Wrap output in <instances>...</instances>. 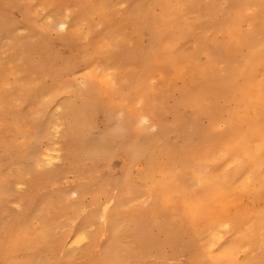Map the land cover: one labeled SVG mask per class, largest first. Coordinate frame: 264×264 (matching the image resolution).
<instances>
[{
  "label": "snow or ice",
  "instance_id": "6c2138e0",
  "mask_svg": "<svg viewBox=\"0 0 264 264\" xmlns=\"http://www.w3.org/2000/svg\"><path fill=\"white\" fill-rule=\"evenodd\" d=\"M19 7L23 11L29 6ZM52 7L42 21H28L39 31L29 30L31 44L22 54L10 48L11 41L4 48L0 136L6 155L39 139L58 146L67 141V151L55 161L36 152L22 153L36 157L20 173L31 184L21 180L4 187L6 194L18 198L6 199L0 211V264H264V208L258 220L231 218L237 194L264 205V79L257 97L234 101L244 105L243 121L218 99L222 93L237 95L239 84L258 68L264 77V0L246 5L243 15L230 13L232 5L183 0H93ZM174 30L178 38H173ZM142 37L150 43L142 44ZM50 40L85 45L88 70L70 73L74 79L61 74L67 68L53 75L42 53ZM166 69L210 80L220 90L193 99L196 120L179 126L183 142H169L167 150L160 146L164 130L150 115L158 100L144 87L161 73L171 74ZM101 107L118 113V121L87 142L79 139L82 114ZM167 127L177 124L170 121ZM119 147L129 149L141 166L126 167L115 183L86 177L79 188L52 190L65 183L54 176L64 165L72 174L87 153L99 164L98 175ZM220 159L221 167L210 166ZM227 169L239 178L231 179ZM18 185L21 192L16 193ZM45 191L49 195L35 203V194ZM78 194L93 203L100 200L104 216H85L79 201L73 203ZM77 222L80 227L69 239ZM104 222L112 224V232L101 259L94 254L92 225L102 229ZM193 228L203 229L205 236L191 260L160 258L167 241ZM51 249L66 255L53 259Z\"/></svg>",
  "mask_w": 264,
  "mask_h": 264
},
{
  "label": "rangeland",
  "instance_id": "374dc122",
  "mask_svg": "<svg viewBox=\"0 0 264 264\" xmlns=\"http://www.w3.org/2000/svg\"><path fill=\"white\" fill-rule=\"evenodd\" d=\"M10 1V3H8ZM155 0H152L151 3H154ZM242 1V0H241ZM93 2V0H0V24L6 25L7 28L0 29V72H3L5 70V66L3 64V59L5 58L4 54V48L5 46H9V41H11L10 48L15 51H19L21 54L24 52L26 48H28L31 44V41L27 39L29 37L30 32H38V28H32L33 23H28V21H42L43 17L47 16L50 12H53V5L56 4H71L73 6L84 4V3H90ZM105 3H112V4H119L122 1L121 0H104ZM238 0H232L231 2L227 0H201V1H194V0H187L185 3L189 4H216V3H224L228 5H232L233 7L229 9V12L236 6H238L240 3ZM5 5H15L16 7H5ZM27 5L29 7L25 8V10L21 11V8L19 6ZM29 9V10H28ZM28 10V11H27ZM30 11V12H29ZM59 9L55 10V14L57 16L60 15ZM73 16L77 14V11L75 7L73 8ZM26 13V15H25ZM27 20H25V18ZM51 18V17H49ZM55 22V21H53ZM68 23L71 24L72 20L69 18ZM1 28V27H0ZM7 29V30H5ZM146 38V37H145ZM144 38V39H145ZM175 38H178L176 36ZM20 41L19 44L16 42ZM91 42V38H89V43ZM195 48H193L192 51H194ZM43 57L48 64L50 70L53 72H58L61 68H63V62L62 59L59 57H64L68 59V61L72 62L73 66H76L75 71H71V73H75V75H80V70L87 69V65L89 64V60L87 57V48L85 45H82L78 42L69 43L67 41L63 40H50L48 43H46L42 49ZM85 53V54H84ZM68 54V55H67ZM67 55V56H66ZM85 55V56H84ZM60 59V60H59ZM86 61V62H85ZM15 71V69H12ZM168 72H171V74H165L161 73L159 77L155 78V83H148L151 86V89H154L155 97L158 100V104L154 108V110L151 111L150 115L152 119L164 130V133L167 132V139H169L170 142L175 143V135L173 134L172 129L167 127L168 123L170 121H176V115L174 112V105L175 102L180 100L177 99V97L182 96V92L185 88V80L184 78H175L174 71L169 70ZM70 75V74H69ZM64 76V78L67 79H74V76ZM150 89V90H151ZM151 94V92H150ZM114 109V106H113ZM155 110H157L155 112ZM98 114L96 116H106L108 121L104 123H100L97 129H94L92 132V136L95 137L99 133L101 129L105 127L106 124L111 125L113 122V111L106 110L105 108H101L97 111ZM184 120L186 123L191 119L192 116V110L187 109L184 110ZM116 121V120H115ZM165 127V128H164ZM0 128H2V125H0ZM32 135H35L33 133ZM2 136H0V202L3 203V207L0 206V211H2L5 207V200L6 199H17L18 197L14 193L6 194L4 191V187L6 184H12L17 183V181L23 180L27 184H31L30 180H27L23 175H20L23 171H26L27 166L32 162L33 157H26L22 155V153H31L35 152L36 149L33 148L34 142H30L24 146H21V151L19 153H8L7 155L3 151L2 147ZM43 139V143L41 144V149H43V152L46 153L45 156H47V153L50 154V157H52L51 161H55L58 158V153L67 151V141L61 143L59 146L50 141ZM180 141L177 140V144ZM118 155L115 159V170L119 171L123 167V163L126 162L128 156H130L131 151L129 149H126L124 147L118 148ZM85 155H83L84 157ZM48 157V156H47ZM48 157V159L50 158ZM127 157V158H126ZM132 157V155H131ZM84 164V163H82ZM119 166V167H117ZM139 162L137 163V167H140ZM72 174H69V167L68 165H64L62 168L57 170L54 173V176L57 180L63 179L65 183H63L60 187H53V191L59 193L61 191V188L69 189L73 188L74 184L78 182L76 175L80 172L79 168H74L71 170ZM227 173L231 172V169H227ZM16 193L21 192V189L19 185L16 188ZM26 191V190H25ZM44 195H49L48 192H37L35 194V203H39ZM58 199V197H57ZM66 199V197H64ZM76 201H79V203L85 208V216H91L93 214V204L96 203L98 207L97 216H104L103 213V207L101 206V201L96 200L94 203L89 197L88 199H82L79 194L76 196L73 203ZM35 206V205H34ZM111 212V209H109V213ZM67 215L71 216L73 213L71 211L66 213ZM84 217H81V220H83ZM109 222H104L103 225H108ZM80 227V223L77 222L73 225L71 232L68 235V238L70 239L71 236L76 235L77 230ZM93 229H95V233L97 232V227L92 226ZM112 231V229H111ZM109 236L103 237L100 246L101 249H104L105 241L108 239ZM190 239H194V236L192 234H187L184 236L183 241L185 242H191ZM171 249H166L165 256L160 257L161 259H167L171 260ZM66 255L62 250L59 252H51V257L53 259H62ZM185 260H191V259H184Z\"/></svg>",
  "mask_w": 264,
  "mask_h": 264
},
{
  "label": "bare ground",
  "instance_id": "6f19581e",
  "mask_svg": "<svg viewBox=\"0 0 264 264\" xmlns=\"http://www.w3.org/2000/svg\"><path fill=\"white\" fill-rule=\"evenodd\" d=\"M122 1V0H121ZM152 0H145V2H151ZM187 0H183V2H185ZM194 1H201V0H194ZM229 2H231L232 0H227ZM240 1L239 5L236 7H234L230 13H234L236 15H243V13L245 12V6L246 5H259L261 0H238ZM171 2H175V0H155L153 4L156 3H171ZM8 3H10V1H8ZM25 10V9H24ZM29 10V9H28ZM27 10V11H28ZM30 12V11H29ZM26 15V13H25ZM25 18V17H24ZM25 20H27L25 18ZM0 29L3 28H7L6 25L4 24H0ZM32 28H36V25H33ZM7 30V29H5ZM179 34L177 32H175L174 30V36L173 38H175L176 36H178ZM142 37L141 38V43L142 44H149L150 41L148 40V38ZM196 49L193 51L195 52ZM234 53L237 51V49H233L232 50ZM242 51V49H241ZM85 54V53H84ZM68 55V54H67ZM66 55V56H67ZM85 56V55H84ZM62 59L63 64V68H67L68 71H65L63 73H61L64 76H67L71 73V71H75L78 72L76 70V66L72 65L71 61H68V59L59 56ZM60 60V59H59ZM89 60V64L91 63L90 59ZM86 62V61H85ZM88 64V65H89ZM88 65H87V69H85V71L88 70ZM170 69H166V72H168ZM259 68L257 69V74H253L252 76H250L246 81H243L241 84H239L238 86V94L237 95H232L229 93H222L219 96V102L222 104H226L229 105L230 107H232L233 109H235V114L237 116L238 119H240L241 121H243L244 119V114H243V108L244 105L243 103H235L234 101H245L247 100V98L249 97H257L259 95V91H260V80L264 79V77L260 76L259 74ZM53 75H56L57 72L53 71L52 72ZM70 76V75H69ZM174 76L175 78H184L185 80V88L182 92V98L178 101L175 102L174 105V112L176 115V124L177 127L173 128L171 132H173V134L175 135V139L176 142L173 143L171 142L172 146L178 145L180 143L183 142V137L179 134V126L186 123V121L184 120V110L186 111L187 109H191L192 110V116L190 120L195 121L197 118V110L193 105V99L196 96H203V95H207L213 91H220L218 88H216V85L210 81V80H202L200 79L198 76L192 75L186 71L180 70V71H174ZM145 89L147 92H151L152 95H155L154 93V89H151V86L146 83L144 85ZM151 89V90H150ZM195 90V91H193ZM117 106L114 105V109ZM102 108V107H101ZM100 108V109H101ZM104 108V107H103ZM99 109V110H100ZM98 111V110H97ZM97 111H95L94 113L91 111H85L82 116H81V122L77 128V137L85 142H87L88 140L92 139L93 136L91 135L94 129H97L98 126L100 125V123H106L108 121L107 117L101 116L98 117L96 116ZM157 110H155L156 112ZM254 114V113H253ZM113 116H115L113 118V122H117L119 119V114H113ZM116 120V121H115ZM110 124L108 122V124L105 125L104 128L108 127ZM165 128V127H164ZM167 132H165L164 135V139L161 141V148H165L166 146L169 145V139H167ZM48 140V139H46ZM45 140V141H46ZM177 140H179L180 142L177 144ZM43 143V139H39L34 141L33 144V148L36 149V153L38 154H42V156H45L46 153L43 152V149H41V144ZM211 149H205V155H208L210 153ZM119 151H117V154L112 156L108 162V166L104 171H101L98 175L96 170L99 168V164L96 163L93 159V157H91L89 154L85 153L83 155H85L78 160L77 162V166L76 168H79V173L76 175V178L78 180V182L76 184H74L73 188H79L81 186V180L83 178L86 177H92L94 178L96 181L98 182H102V183H115L116 180L123 176L125 174V168H129L131 169V166L133 163H138L137 161H134V159L130 156H128L126 162L123 163V167L117 171L115 170V159L118 155ZM42 156L40 158H42ZM47 156L50 157V154L47 153ZM36 157H33V159H35ZM52 157L49 158V160H51ZM84 163V164H82ZM224 164V160L220 159V160H213L210 163V166L212 168H219L221 167V165ZM226 175H230L231 179H238L239 178V173H227ZM113 194H115V190L113 189ZM149 195L151 196V193H149ZM45 196V195H44ZM237 196L239 197L235 207H233L231 209L232 212V219H238V218H244V217H251L252 219H259V213L261 211L262 208H264V205L261 204L260 200H255L254 202H249L247 199L244 198L243 194H237ZM1 197V194H0ZM58 199H61V197L58 196ZM64 199V197H63ZM171 203V201L169 202ZM0 206L3 207V203L0 202ZM1 208V207H0ZM92 210L94 211L93 214L91 215L93 218L97 217V211H98V207L96 205V203L93 204ZM97 223H100L99 221ZM92 226L97 227V224H93ZM97 232L94 235L93 238V242H94V254L99 257V258H103L102 254L105 251V249H101L100 243L103 239V237H107L111 234V229H112V224L109 222L108 225H103V228H98L97 227ZM190 234H192L194 236V239H190L191 242H185L183 241L184 236L187 235H183V236H173L171 238L170 241H167L168 243V247L166 249H171L172 250V254H171V259H176V260H184V259H192L193 258V253L194 251L197 249L198 246V242L202 243L204 236H205V232L203 229H197V228H193L191 229ZM164 250V254L162 255L163 257L165 256V251ZM60 250L57 249H51L50 252H59ZM161 256V257H162ZM47 258V257H45Z\"/></svg>",
  "mask_w": 264,
  "mask_h": 264
}]
</instances>
